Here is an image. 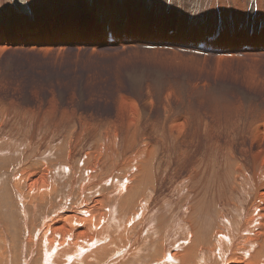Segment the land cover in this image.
<instances>
[{
	"label": "rangeland",
	"instance_id": "374dc122",
	"mask_svg": "<svg viewBox=\"0 0 264 264\" xmlns=\"http://www.w3.org/2000/svg\"><path fill=\"white\" fill-rule=\"evenodd\" d=\"M83 1L0 0V254L7 251L8 264H41L40 251L32 248L34 238L42 237L45 220L47 226L55 216L62 228H68L83 206L94 205L102 195L106 213L112 211L120 226L109 232L112 238L113 234L121 238L136 210L142 213L134 219L143 217L140 226L123 245L125 264H163L156 256L167 251L183 254L191 245L190 234L197 238L202 230L206 239L198 240L196 252L203 253L192 264L200 260L220 264L218 258L238 244V231L254 198L247 180L237 184L232 168L241 165L250 174L251 153L264 149V140L260 145L252 141L264 129V47L229 57L224 50L198 54L180 46L196 38L194 34L204 36L215 29L212 19L220 14L231 21L235 41L264 37V0H186L187 5L168 0L163 4L167 13L157 9L159 0H126L127 5L111 1L119 25L124 17L146 18L150 30L166 17L172 22L166 35L174 37V23L178 21L179 28L186 23L178 42L152 49L136 41L122 46L90 43L87 33L101 28L94 22L96 14L90 13L92 20L85 16L89 9ZM183 7L186 15L178 11ZM251 21L253 30L257 26L259 30L248 34ZM70 28L82 33L83 39L50 42L54 32ZM25 36L41 43L14 42ZM177 125L179 131L173 127ZM104 130L113 133L112 144L97 162L94 149ZM41 162L53 164L50 176L57 188L51 201L41 198L43 203L31 207L27 190L15 191L13 179L25 167ZM193 179L199 184L193 186ZM48 184L50 195L54 188ZM197 188L210 196L206 209L196 204L201 198L194 194ZM220 222L228 228L226 237L232 245L220 240L214 257L208 254L216 241L211 233ZM218 229L222 231L219 225ZM64 254L52 253L50 262L57 264Z\"/></svg>",
	"mask_w": 264,
	"mask_h": 264
},
{
	"label": "bare ground",
	"instance_id": "6f19581e",
	"mask_svg": "<svg viewBox=\"0 0 264 264\" xmlns=\"http://www.w3.org/2000/svg\"><path fill=\"white\" fill-rule=\"evenodd\" d=\"M111 1L113 3V1H116V0H85V1H83V3L85 2L84 3L85 9L86 8L89 9V10H85V16L87 17L88 20H90L92 18L90 13L93 15L96 14L97 16H96V18L94 16V18H95L94 22L101 28V30H98L97 28H95L94 31H90L89 33H87V39L93 45H97V46L119 45V46H122V45L129 43V42L133 43L136 41V42H140L142 45H148L152 48L153 47L154 48L169 47V44H171L172 42H178L179 41L178 40L179 36L181 38L180 33H182L184 31V28L186 27V23H184L183 28H179L178 25H176V24H179L178 21L175 22L173 25V30H172L173 31L172 34L174 35V37H168L166 35V33L172 29V27H169L170 23H172V22L170 21V19H168L166 17L162 18V20H161L162 23L158 22L155 25L152 24L153 26L150 27V30L145 23L146 18H139V19L134 20L133 18L127 19L128 18L127 17L125 19V17H124L119 21V22H121V25H119L117 19L115 17H113L114 16V12H113L114 4H113V8H111V6H112V5L110 6ZM121 1H123V3L125 4L127 1H138V0H127V1L121 0ZM165 1L167 3L169 1H178L179 3L184 2L186 5L188 2L186 0H169V1L168 0H159L158 6L162 7L161 9H159L157 6V9L159 10V12L167 13V9H168L167 6H165V5L163 6V4H165ZM207 1L208 0H205V2H207ZM96 5H97V8H99V10L96 9ZM117 5L115 4V6H117ZM126 5H127V3H126ZM126 5H125V7H126ZM122 6H124V5L122 4ZM199 6H200V4H199ZM120 7H121V5H120ZM120 7H119V9H122ZM195 7L196 6H194V8ZM185 10H186V8L183 7L182 9H180L178 11H180L181 13L186 15ZM194 11L197 12V16L199 17L200 14H198V13H200V11L198 9L194 10ZM116 12L118 13L119 11H116ZM145 12H147V11H145ZM189 12H191V10H189L188 13ZM81 16H82V14H81ZM112 18H114L113 19L114 21L112 20ZM123 21H124V23H123ZM212 21H215V23L217 25L215 29H211L210 30L211 32L206 33V35L204 34V36H203V34H194L193 36L196 38L192 39L191 41H186L185 42L186 44L184 46H180V47H184L185 49H187V48L189 49V48H191L190 46H192V49H195L197 44H199L201 42H205L206 47L210 46L211 49L216 48V49H218V51H221L220 53H223L222 50H224L227 56H229V55L244 56V51H242L243 48H246L247 52H250L255 47H258V46L264 47V37H262V36H259L258 39L257 38H255V39L243 38V39H240L239 41H235L234 37H232V35L230 34V33H232L231 21L225 17H222L221 14L219 16H217V18L213 17ZM249 23L251 24V27H249V29L246 31V33L253 34L254 31L257 32L259 30L258 26L254 27V30H253L252 21L248 22V24ZM99 24H101V26ZM68 29L69 28H66L65 31ZM164 29H166L165 32H164ZM215 32H217V33L214 34ZM108 33H111V40L112 41H108V38H107ZM220 33H224L222 36V38L224 40L221 42L218 40V38L220 37ZM216 35H219V36L216 37ZM31 36H30V38L28 36H25V38L23 40H21V39L15 40L14 42L18 45L23 44L24 41L30 45H32L33 42L34 43L35 42L41 43L40 39L37 40ZM212 36L215 38L212 40L208 39L209 37H212ZM66 39H72L74 41H77L78 39H83V34L80 33L78 30H72L70 28V30L65 32V33H63L62 31H61V33L54 32L52 34V38H51L50 42L55 43L58 40H64L65 41ZM64 46H65V44H64ZM90 47H91V45H90ZM228 48L231 51H228ZM173 127L177 131H179L180 125L173 126ZM112 134H109V132H107V130L103 131V134L101 135L100 141L98 143V145L99 144L100 145L99 146L97 145L98 147L97 148L95 147V149H94V152L98 154L97 155V162H98L99 158H100L99 159V161H100L105 157V153L108 151V147L111 146V144H112L111 135ZM263 140H264V129L260 130V133H257V135L254 136L252 139V141L258 142L259 145H260V142H262ZM76 142L77 143L82 142V138L78 139ZM113 143H115V144L117 143L116 138L113 140ZM69 154L70 153L68 152V155ZM250 156H251V161L253 162V163L251 162L253 164L252 167H254L253 170H250V174H247V172H244L243 170L245 168L243 169V166H241V165H237L239 167L237 169H235V168H232V169H234L236 171L235 173L237 176H235V177L233 176V177L235 178V180H236L237 184H239V186H241L244 183V181L247 180L246 181L247 184L248 185L250 184L251 189L254 192V194H253L254 198L250 204V208H249V211L247 213V216L245 217L246 218L245 222L243 223V221H242L243 229H241L239 227L240 228V230L238 231L239 235H237L239 237V239L237 240L238 244L233 246L232 248H230V250L227 252V254L225 256L224 255L220 256L221 254H218V257L220 256L218 259H221L220 264H264V255H263L264 254V176H262V174H264V149H261V148L256 149L255 151H253L251 153ZM68 163H69V161H68ZM238 163L239 162H237L236 164H238ZM52 165L53 164L51 162L49 163V165H46L45 163L41 162V166H40V164H38V166H36V164L32 163V165L25 167L23 172H19L18 174L15 175V177L13 179L14 190L15 189H17V190L24 189V191L27 190L25 193L31 199V203L29 204V206L34 207L35 205H39L38 202L43 203L44 201L42 202L41 198H44L46 200V202L49 200L51 201V197H52L51 195H54L53 193L55 192V189L57 188V187L56 188L54 187L55 182H52L51 176H50V174L53 173V171L51 169ZM95 168H98V167H95ZM241 170L243 171V175H241L240 176L241 178L238 179L237 177H238V174L240 175V173L242 172ZM34 172H38V174H35ZM42 175L44 178H42ZM195 178H198V177L194 176V179ZM186 179H188V178H186ZM194 179L192 180L193 186L198 185L199 180L197 182H195ZM250 179L252 181H250ZM53 181H55V180H53ZM239 181H241V182H239ZM48 183H51L52 187L54 188V189H52L53 191L50 195L48 194V190H47V188L49 187ZM234 183H235V181H234ZM55 184H57V183H55ZM126 184H128V183H126ZM114 186H116V185H114ZM117 186L119 187V184ZM200 186H201V184H200ZM235 186H237V185L235 184ZM117 189L120 190V188H117ZM186 189H187V187H186ZM206 189L207 188H205V190ZM119 190H116V193H119ZM121 190L123 191V189H121ZM81 191H83L82 193H84L86 191V189L83 187L81 189ZM56 192H57V190H56ZM204 192L205 191H203L202 189L197 188V190L194 192V194L197 195L198 198L201 197V198H199V199H201V201L198 199L196 204H198L201 208L206 209L208 206H207L205 201L207 200L206 198L209 195H206V193H204ZM200 193H203L202 196L201 195L199 196ZM100 197L98 196L97 200L94 202V205L83 206L82 210L80 212H77L74 215L75 217L73 218V220L71 219V221L69 222L70 224H69L68 228H62L61 222L57 223V218L55 216L51 219L50 224L47 223L48 224L47 226H46V220H45V222L43 220L44 224H43V226H41V227H43V230H41V231H43L42 237L41 238L39 237V240L38 239L36 240L34 238V242L35 243L40 242V244L35 245V243H34V246L32 245L33 246V248H32L33 252H35V250L40 251V255H38V256H41V258H42L41 264H52L50 262V260H51L50 258L52 256V253H56V252H60V254H61V252L65 253L64 255H62V258L64 257L63 259L65 261L63 259H61L60 262L57 261L58 262L57 264H95L93 262L96 259H98V260L101 259L96 264H100L101 262L104 264H120V263L125 264V261L127 259L126 258L127 254L122 253L123 245H126L127 242L131 241V237L129 236V234L132 232V230L134 232L136 227L140 224L139 222L143 220V217H141V220L139 219L137 221H135L134 219H136L137 216L141 215L142 213H139V211L136 210V212H134L132 214L133 217L134 216L135 217L130 218L126 223V226L123 228V231H121L122 234L119 235V236H121V238L117 239V237H114V234H113V238H112V235L110 236L109 232H112V230L115 231V230L120 229L119 228L120 226H119V223L117 224L116 220L113 218L114 215L110 214V213H112V211H108L106 213L105 204L102 202V200H104V198H100ZM216 199H218V198H216ZM107 200H108V198H107ZM119 200H120V198H119ZM226 204H228V203H226ZM23 211H25V210H23ZM219 215H220V212H219ZM142 216H144V215H142ZM221 219L223 220L222 217H221ZM86 221H88V222H86ZM106 221L108 222L107 224H106ZM223 221L225 222V218ZM128 222L130 224H128ZM225 224H226V222H225ZM218 225L222 231H220L219 229L217 230ZM218 225L216 226V229H214L213 232L211 233V234H214L213 236H214V239L216 240L213 242L214 245L210 246L211 248H214V250L213 251L211 250L209 253L207 252L208 254H211L213 256L215 255L216 251L220 250V243H221L220 240H223L222 243L224 245H227L230 242L227 240V237H226V236H228V232L226 233V230L228 228H226V230L223 229L224 227H223L221 222ZM41 231H40V233H41ZM1 233H3V232H1ZM115 234H116V232H115ZM192 234L193 233L190 234V237L192 238L191 245L188 247V249L183 254L176 252V255H174V254L169 253L167 251L168 253L166 252L165 255H161L160 257L156 256L157 257L156 259L159 258V261L160 260L163 261L162 262L163 264H175L179 261V259H181V264H188V261H190V260H191L190 264L196 263V259H198L200 254L203 253L200 251L199 254H197V252H196L197 247L199 248V246H200L199 244H201L198 242V240L202 241V243H203V240L205 241L206 238H204V236H203V235H205L203 230H202V232L201 231L198 232V234L196 233L197 238L194 237V235H192ZM233 234L234 233L231 231L230 236L232 238H233ZM116 236H117V234H116ZM108 238H110V239H108ZM211 238H212V236H211ZM32 239H33V235H32V237L28 236V238H27L29 243H32ZM120 239H122L124 241L123 244H120L118 242ZM123 241H121V242H123ZM5 242H3L4 245L1 244L2 245L1 248H4L3 246H5ZM215 242H217V243H215ZM118 243L120 244V246H117ZM230 245H232V243ZM5 248H7V247H5ZM58 249H59V251H56ZM118 249L121 250V252L118 251ZM6 252H5V250H3V252L1 251L0 264H8L10 257L8 256V254ZM138 253H139V250L136 251L134 254H132V256L134 255L133 257L136 258ZM261 253L263 255V257H262L263 259L260 260V254ZM119 254H120L119 258L114 259ZM155 254H158V253H156V251H155ZM179 254H181V255L177 256ZM36 257H37V255H36ZM55 257L52 258V261L55 259ZM97 257H99V258H97ZM29 259H32V258H29ZM35 259H38V258H35ZM66 260H68V261H66ZM202 260H204V258ZM200 261H198L199 264H200ZM55 263L56 262H54V264ZM24 264H29V261L25 262ZM37 264H38V262H37ZM156 264H160V262H157ZM206 264H207V262H206Z\"/></svg>",
	"mask_w": 264,
	"mask_h": 264
},
{
	"label": "clouds",
	"instance_id": "9594fccd",
	"mask_svg": "<svg viewBox=\"0 0 264 264\" xmlns=\"http://www.w3.org/2000/svg\"><path fill=\"white\" fill-rule=\"evenodd\" d=\"M22 2H23V0H22Z\"/></svg>",
	"mask_w": 264,
	"mask_h": 264
}]
</instances>
